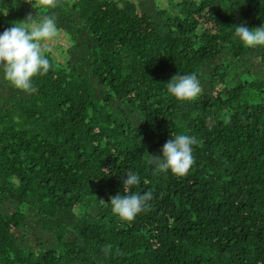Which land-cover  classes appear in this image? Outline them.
<instances>
[{
	"label": "trees",
	"instance_id": "16d2710c",
	"mask_svg": "<svg viewBox=\"0 0 264 264\" xmlns=\"http://www.w3.org/2000/svg\"><path fill=\"white\" fill-rule=\"evenodd\" d=\"M165 1L0 0V34L29 14L59 29L32 92L0 72V264H264V46L235 37L264 0ZM177 73L195 100L168 94ZM180 134L196 163L156 174ZM129 172L153 199L126 222L108 203Z\"/></svg>",
	"mask_w": 264,
	"mask_h": 264
},
{
	"label": "clouds",
	"instance_id": "9594fccd",
	"mask_svg": "<svg viewBox=\"0 0 264 264\" xmlns=\"http://www.w3.org/2000/svg\"><path fill=\"white\" fill-rule=\"evenodd\" d=\"M32 4V0H27ZM58 0H35L36 7L55 8ZM7 15V14H6ZM56 17L44 15L33 17L29 14L25 20L15 22L0 34V72L11 86L25 92L34 90L32 80L36 76L48 73L52 64L47 58V49L43 46L58 34ZM235 37L246 48L264 46V26L249 29L244 24L235 26ZM167 92L176 100L187 102L195 100L202 92L200 81L195 73H177L167 82ZM198 141L189 135H176L162 146V157L151 156L149 163H156V174L168 172L177 177L188 174L196 163L193 145ZM139 184L135 173H127L123 180L124 195L110 197L111 211L120 220L130 222L142 211L150 207L153 199L151 192L132 193V188ZM102 201V200H101ZM104 202V201H103ZM112 245H105L102 251L109 255Z\"/></svg>",
	"mask_w": 264,
	"mask_h": 264
},
{
	"label": "rangeland",
	"instance_id": "374dc122",
	"mask_svg": "<svg viewBox=\"0 0 264 264\" xmlns=\"http://www.w3.org/2000/svg\"><path fill=\"white\" fill-rule=\"evenodd\" d=\"M164 4H166V1L164 0ZM52 45H51V47H52V50L55 52V46L53 45V44H55V42H56V37H54L52 40H50L49 41ZM56 54H59V53H57V51L55 52Z\"/></svg>",
	"mask_w": 264,
	"mask_h": 264
}]
</instances>
